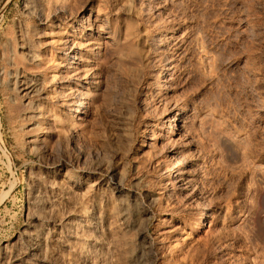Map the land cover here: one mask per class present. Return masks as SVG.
Listing matches in <instances>:
<instances>
[{
    "label": "rangeland",
    "instance_id": "rangeland-1",
    "mask_svg": "<svg viewBox=\"0 0 264 264\" xmlns=\"http://www.w3.org/2000/svg\"><path fill=\"white\" fill-rule=\"evenodd\" d=\"M45 1L0 0V264H81L88 184L124 264H264V0Z\"/></svg>",
    "mask_w": 264,
    "mask_h": 264
},
{
    "label": "bare ground",
    "instance_id": "bare-ground-1",
    "mask_svg": "<svg viewBox=\"0 0 264 264\" xmlns=\"http://www.w3.org/2000/svg\"><path fill=\"white\" fill-rule=\"evenodd\" d=\"M28 1V0H27ZM40 5H46V1L45 0H38ZM58 1V0H57ZM55 0V2H57ZM65 3L67 2L66 0H62ZM51 2V1H50ZM54 2V3H55ZM59 3V1H58ZM56 3V4H58ZM60 3H62L60 1ZM59 3V4H60ZM47 5L48 2H47ZM52 6V5H51ZM62 6V4H61ZM45 16V15H44ZM101 19V18H100ZM41 22V21H40ZM51 22V21H50ZM65 24V23H64ZM91 25V24H90ZM57 27V26H56ZM60 28V27H59ZM67 28V27H66ZM98 28V27H97ZM62 30V29H60ZM59 30V31H60ZM64 31V30H62ZM61 32V31H60ZM78 32V31H77ZM78 35V34H77ZM73 37V36H72ZM75 38V37H74ZM86 38V37H85ZM92 38V37H91ZM125 38V37H124ZM93 39V38H92ZM91 39V42H92ZM97 39V38H96ZM56 41V40H55ZM79 42V41H77ZM90 42V39L87 41V43ZM95 42V41H94ZM80 43V42H79ZM78 45H82L79 44ZM63 44V43H62ZM73 44V43H72ZM86 43H84L85 45ZM93 44V43H92ZM88 45V44H87ZM63 46V45H62ZM93 46V45H92ZM101 46V45H100ZM80 47V46H78ZM77 47V49H79ZM98 47V46H96ZM85 51V50H83ZM34 53V51H33ZM81 53L82 52H78ZM86 53V52H85ZM8 54V53H7ZM84 54V53H83ZM85 55V54H84ZM31 56V55H30ZM79 56V55H78ZM9 57V56H8ZM37 56H34V58L36 59ZM81 57V56H80ZM29 61V60H28ZM71 62V61H70ZM38 65V64H37ZM55 69V68H54ZM86 69V68H85ZM69 73H74L76 71V69H72L75 71H72L71 69ZM166 70V69H164ZM170 71V70H169ZM59 72V71H58ZM69 73H67L69 75ZM81 71H76L73 75L75 76V74L78 76ZM93 72L90 71V69H86V70H82V76L83 78L88 77L92 74ZM161 73V72H160ZM164 74V73H163ZM162 74V75H163ZM64 75V74H63ZM159 75V76H162ZM52 76H56V75H52ZM60 76V75H59ZM67 76V75H66ZM94 76V75H93ZM68 77V76H67ZM52 78V77H50ZM162 78V77H161ZM160 78V79H161ZM164 78V77H163ZM166 78V77H165ZM168 78V76H167ZM39 79V78H38ZM71 79V78H70ZM88 81V80H87ZM40 82V81H39ZM31 84V83H30ZM29 84V85H30ZM33 85V84H32ZM39 85V84H38ZM35 87V86H34ZM32 88V87H31ZM69 89V88H68ZM32 91V90H30ZM63 91V90H62ZM61 91V92H62ZM36 92V91H35ZM53 92V91H52ZM32 93V92H31ZM50 94V93H49ZM52 96V95H50ZM62 102V101H61ZM63 102L65 103V100H63ZM63 104V103H62ZM56 128V127H55ZM74 128V127H73ZM49 138V137H48ZM51 139V138H50ZM38 139H34L33 142H37ZM39 142V141H38ZM152 144V143H151ZM179 168V167H178ZM181 169V168H180ZM178 171V170H176ZM175 171V172H176ZM180 171V170H179ZM181 173V172H180ZM175 173H173L174 176ZM68 177V176H67ZM171 177V176H170ZM169 177V178H170ZM66 182V180H63ZM81 181V180H80ZM84 181V180H83ZM76 182V181H75ZM81 184V182H80ZM79 184V185H80ZM69 185V184H68ZM86 185V184H85ZM62 186V185H61ZM89 186V187H88ZM91 185H86L85 188L83 190L82 193H80L81 197L79 194L78 197H80L79 199H82L83 201L81 202L80 200H78L79 202H81V204L83 203V205L81 206L79 202H73L76 205H80V208L82 207L81 210H79L76 213V211H74L76 218H73L72 221H70L71 219H67L70 222H66L68 225L67 228V233L62 234V232L60 231L59 233L56 232H52L50 234V236L48 237L49 239L55 240V241H61L62 242V246L64 247V249L71 254L72 256H77L79 257L78 259H81V264H124V261L122 262V260L119 259V255L122 253L121 250L123 249L124 243L122 242V239L120 238L119 235V230H118V224L116 223V214L114 211V206L113 204L108 201H105L103 198L104 196H102L103 200L98 201L96 198V194H94V187H90ZM63 187V186H62ZM84 187V186H83ZM88 187V188H87ZM79 193V192H78ZM59 195V194H58ZM73 195V194H72ZM55 196V195H54ZM66 196V195H65ZM60 198V197H59ZM106 198V197H105ZM65 199V198H64ZM68 199V198H67ZM73 199V198H72ZM109 200V198H107ZM77 200V199H76ZM57 199L56 198H50L48 200L45 199V203L47 204L48 207H53L54 202H56ZM63 201V200H62ZM59 202V200H58ZM69 202V201H68ZM71 202V201H70ZM69 202V203H70ZM92 203V205H90V203ZM100 202V203H99ZM57 203V202H56ZM71 203V205L73 204ZM78 203V204H77ZM75 204H73L72 206H75ZM59 205V204H57ZM56 206V205H55ZM77 207V206H76ZM79 207V206H78ZM54 208V207H53ZM69 209H71L69 207ZM76 209V210H77ZM116 209V207H115ZM73 210V209H72ZM75 210V208H74ZM70 213V212H67ZM60 214V213H59ZM204 214V213H203ZM202 214V215H203ZM201 215V214H200ZM198 218L200 216H197ZM54 218V217H53ZM197 219V218H196ZM200 219V218H199ZM201 220V219H200ZM198 222V221H197ZM204 224V223H203ZM66 225V226H67ZM196 225V224H195ZM201 226V225H200ZM198 227V225L196 226ZM202 227V226H201ZM64 228V227H63ZM65 229V228H64ZM198 229V228H197ZM196 230V229H195ZM63 231V230H62ZM65 231V230H64ZM122 231V229H121ZM120 231V232H121ZM122 234V233H121ZM125 235V233H124ZM124 238V237H123ZM48 239V240H49ZM37 241V240H36ZM57 241V242H58ZM50 242V240H49ZM126 242V241H125ZM51 243V242H50ZM59 243V242H58ZM127 243V242H126ZM52 244V243H51ZM54 246V245H53ZM52 248V246H51ZM54 248V247H53ZM88 248L91 251V255H89L88 252L87 254L90 256L88 258H82V256L80 257V253L83 251H81L82 249ZM52 250V249H51ZM87 250V249H85ZM64 251V250H63ZM65 252V251H64ZM66 252V253H67ZM85 252V251H84ZM106 252V253H105ZM58 253V252H57ZM56 253V254H57ZM65 254V253H64ZM86 254V255H87ZM128 254V253H127ZM63 255V254H62ZM66 256L69 257V255L67 254ZM65 256V257H66ZM42 258V257H41ZM63 259V258H62ZM69 259V258H68ZM67 257L65 260H68ZM61 260V259H60ZM59 260V261H60ZM62 261V260H61ZM70 261V260H69ZM93 261V262H92ZM68 263V262H67ZM71 263V262H70Z\"/></svg>",
    "mask_w": 264,
    "mask_h": 264
}]
</instances>
